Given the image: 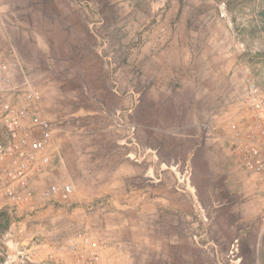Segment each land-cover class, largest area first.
Returning a JSON list of instances; mask_svg holds the SVG:
<instances>
[{
    "label": "rangeland",
    "instance_id": "374dc122",
    "mask_svg": "<svg viewBox=\"0 0 264 264\" xmlns=\"http://www.w3.org/2000/svg\"><path fill=\"white\" fill-rule=\"evenodd\" d=\"M0 49L57 141L0 234L48 252L88 231L117 264H264V192L231 131L245 69L264 91V0H0Z\"/></svg>",
    "mask_w": 264,
    "mask_h": 264
},
{
    "label": "built area",
    "instance_id": "2783aa9c",
    "mask_svg": "<svg viewBox=\"0 0 264 264\" xmlns=\"http://www.w3.org/2000/svg\"><path fill=\"white\" fill-rule=\"evenodd\" d=\"M14 56L15 63L11 65ZM14 69L19 70L18 73ZM242 116L232 124V146L241 167L264 192V91L245 69ZM57 148L37 91L16 54L0 49V214L33 207L31 182L48 154ZM64 200L73 186L52 185ZM1 223V221H0ZM0 264H117L110 247L88 231L66 239L58 250L45 251L22 234H0Z\"/></svg>",
    "mask_w": 264,
    "mask_h": 264
}]
</instances>
